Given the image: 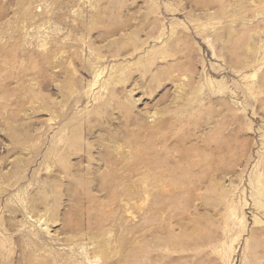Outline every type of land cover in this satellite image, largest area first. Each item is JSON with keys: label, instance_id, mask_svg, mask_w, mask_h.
<instances>
[{"label": "rangeland", "instance_id": "obj_1", "mask_svg": "<svg viewBox=\"0 0 264 264\" xmlns=\"http://www.w3.org/2000/svg\"><path fill=\"white\" fill-rule=\"evenodd\" d=\"M0 264H264V0H0Z\"/></svg>", "mask_w": 264, "mask_h": 264}]
</instances>
